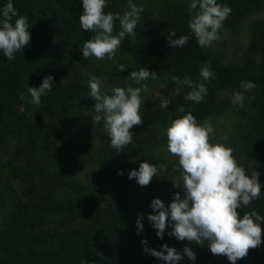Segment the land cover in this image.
<instances>
[{
	"label": "trees",
	"instance_id": "trees-1",
	"mask_svg": "<svg viewBox=\"0 0 264 264\" xmlns=\"http://www.w3.org/2000/svg\"><path fill=\"white\" fill-rule=\"evenodd\" d=\"M8 2L0 0V11ZM11 2L19 16L27 17L31 39L11 61L0 51V142L9 138L14 140L10 166L13 161H25L28 165L26 171L11 166L10 177L25 175L32 178L38 174L41 179L38 185L27 188L24 193L27 199L17 205L11 220L0 230V264H166L144 251L146 247L159 251L163 244L175 248L183 256L177 264H231L227 257L213 255L206 243L197 245L169 235L173 223L170 217L163 239L158 238L148 219L142 215L131 216L121 205L108 200L107 195L111 187L132 186L136 180L128 178L129 171L138 169L139 164L147 161L155 151L167 147L165 133L159 137L158 134L168 126L170 119L191 111L200 123L222 117L232 109L238 122L230 148L248 175L253 170L259 173L261 183V197L237 212L242 216L254 209L264 216V20L256 19L250 23L242 64L228 65L218 57L211 58L205 47L198 46L188 23L191 2L181 1L160 9L156 24H152L147 12L143 11L134 29L135 34H126L115 55L143 57L150 72H155L158 78H167L164 92H175L178 85L172 80L173 76L203 83L199 70L207 63L214 73V85L208 87L203 104L197 109L183 106L185 113H180L181 105L164 121L148 110H141L142 124L133 126L130 131L136 134L139 128L145 127L148 133L137 141L135 149L120 154L111 147L103 123L94 121L95 100L89 97L88 81L97 71L96 62L101 60L83 58L84 41L74 38L69 28V25L79 23L82 0H65L68 14L57 13L50 0ZM106 3L105 13L123 15L128 11L118 0H106ZM217 3L232 10L219 34L224 30L236 32L246 19L264 8V0H217ZM198 10H192V14ZM121 30L119 20L114 21L113 34ZM170 31H175V38L189 36L188 43L172 48L167 39ZM56 34L67 42L62 51L71 66L67 80L59 79L44 58L45 51L56 47L52 42ZM93 35L86 32V40ZM48 76L53 77V89L41 96L38 109L32 113L11 115L9 109L21 103V93L28 92V87L38 88ZM241 81H250L256 87L244 92ZM190 90L188 87L181 89L182 103L187 102L184 96ZM234 92L244 95L243 107L231 102ZM74 111L77 116L72 119L70 115ZM88 112L93 116L87 122L77 123ZM44 117L50 122L57 145L39 149L37 141ZM66 129H79V132L72 136L66 133ZM91 164L95 173L93 184L98 189L77 179ZM9 176L0 173V217L6 206ZM176 193L181 196V192L172 187L164 202L165 208ZM138 216L142 217L140 232L136 225ZM48 217H58V226L76 219L85 220L90 226L78 236L50 233L41 229ZM261 229L260 246L250 249L248 255L237 260L236 264H264V223ZM185 246L195 252L194 261L183 253Z\"/></svg>",
	"mask_w": 264,
	"mask_h": 264
},
{
	"label": "clouds",
	"instance_id": "clouds-1",
	"mask_svg": "<svg viewBox=\"0 0 264 264\" xmlns=\"http://www.w3.org/2000/svg\"><path fill=\"white\" fill-rule=\"evenodd\" d=\"M106 0H82V14L79 23L85 32L94 35L83 42V58L95 57L103 60L105 57L114 59L116 51L126 34H135L134 29L140 22L142 6L128 3V11L123 15L119 13H105ZM189 28L195 36L198 46L207 47L213 42L222 39L219 30L223 22L231 14V8L217 3V0H191L189 4ZM199 9L192 14V10ZM14 20V23H13ZM119 20L121 31L113 34L114 21ZM29 24L27 17L19 16L11 0L0 11V51L9 60L21 52L30 42ZM176 37L175 31L168 33L167 39L172 48L183 47L188 43L189 36ZM123 70V65L117 66ZM199 75L203 81H209L214 73L209 66L201 67ZM151 77L155 80L157 74L147 68L132 71L128 79L140 83ZM52 76L44 78L38 88L28 87L32 102L41 103V96L51 92ZM172 80L178 85L175 89L177 95L184 87L191 89L184 96L186 101L196 104L202 102L207 95L204 83H196L185 77L181 80L173 76ZM100 78L92 75L88 81L89 97L96 101L94 121L103 123V131L110 140L113 149L122 151L133 142V126L142 124L141 91H147L146 85L141 87L128 86L122 88L113 86L102 90ZM241 88L248 92L256 87L250 81H241ZM244 95L234 92L231 102L243 107ZM170 101L162 99L161 108H166ZM178 111L185 113L181 106ZM167 137V150L178 158L177 171L180 172V181L184 196L180 198L176 193L173 201L165 208L164 203L154 198L151 208L155 214H148L147 219L156 229L158 238L163 239L169 217L173 222L169 235L177 240L195 242L197 245L207 244L213 255L225 256L231 262L243 259L250 249H256L261 244V224L264 216L254 209L246 211L239 216L237 209L245 208L254 200L261 197V183L259 173L255 170L250 175L240 166L233 155V149L223 143H212L214 128L211 123L204 121L198 123L196 118L188 111L182 116L170 119L164 129ZM166 167L161 165L160 168ZM156 165L143 161L138 169H132L128 178L135 179L140 186L149 185L154 176H157ZM119 174V173H118ZM177 186V185H175ZM142 217L137 218V231H142ZM147 244V241H142ZM144 251L161 259L166 264H177L183 256L175 248L167 244L161 245V250L144 248ZM183 253L189 260H195L196 254L185 246Z\"/></svg>",
	"mask_w": 264,
	"mask_h": 264
},
{
	"label": "rangeland",
	"instance_id": "rangeland-1",
	"mask_svg": "<svg viewBox=\"0 0 264 264\" xmlns=\"http://www.w3.org/2000/svg\"><path fill=\"white\" fill-rule=\"evenodd\" d=\"M65 0H50L52 8L57 13L68 14L69 8L64 2ZM123 6L128 9V3L131 2L137 6H142L144 11L148 14V19L152 24H156L157 15L160 9L166 6H172L176 3L184 1L185 3L191 2V0H118ZM256 19L264 20V8L263 10L248 19H246L241 27L236 31L232 32L224 30L219 34L222 39L213 42L210 46L205 47L206 52L211 58L218 57L221 61L228 65H241L243 62V56L247 49L249 41V26L250 23ZM38 21L35 25V28ZM70 30L74 38L79 41H85L87 39L86 32L81 28L80 23H73L69 25ZM52 42L56 45L55 48L44 52V58L48 61L50 67L57 74L58 78L69 79L68 68L71 67L66 61L63 55V49L66 47L67 42H63L58 34L53 35ZM72 65V64H71ZM123 65L124 69L118 70L117 66ZM1 66V63H0ZM204 66H209V63ZM203 66V67H204ZM97 71L94 75L100 78L102 81V90H107L113 86L122 88L141 87V85L147 86V91H141V110H148L154 114L155 117H159L162 121L165 120L166 116L171 112L177 111L179 106H184L188 109L198 108L203 104L205 96L199 104L192 101L185 103L181 102L180 94L176 92H164L167 78H156L155 80L151 77L146 81H141L139 84L133 80L128 79V76L132 71H137L139 68H146V60L139 56H128L124 54L115 55L114 59H106L96 62ZM127 70V72H126ZM211 70V68H210ZM212 71V70H211ZM213 72V71H212ZM208 89L209 86L214 85V76L209 81L203 82ZM22 101L19 105L9 109L11 115H19L21 113H32L38 109V105L32 102V97L28 92L21 93ZM162 99H168L170 103L166 108L160 107ZM96 103V101H95ZM77 116V111L71 113L72 119ZM93 116V113H86L85 118L78 119L77 123L87 122L88 118ZM44 124L41 134L38 138L37 145L39 149L45 148L47 145H57L55 141V134L52 131L50 122L47 118H43ZM211 123L214 128L212 143L220 142L226 147H230V144L234 137L236 124L238 122L235 111L229 109L227 113L219 118H210L206 120ZM66 133L75 136L78 134L79 129H66ZM153 131V129H152ZM155 131V129H154ZM148 129L145 127L139 128L136 134H133V142L127 145L122 151H118L120 154L129 153L131 150L137 147V141L146 136ZM164 129L160 130V134H164ZM14 140L7 139L0 142V173L3 176H9V172L12 167L19 168L22 171L28 169V165L25 161H13L10 166L9 161L14 154ZM150 164L156 165L158 168L157 176H154L147 186H140L137 181L130 187H111L108 190V200L119 204L123 209L131 216L142 215L147 219L148 214H155L151 208V201L154 198L160 199L163 203L167 200V196L175 187L181 192L180 198L183 199L184 193L180 181V172L178 168V158L170 154L167 147L158 149L155 151L146 161ZM161 165L166 167L160 168ZM93 165L86 167L82 174L77 178L84 184H91L93 187L98 189L99 187L93 184L94 176ZM40 176L35 174L32 178L25 175L20 176H9V186L6 191V206L0 217V230H3L13 217V213L17 205L24 202L27 197L24 193L29 187H34L40 182ZM177 185V186H175ZM58 217H48L46 223L41 227L42 230H46L50 233H67L72 236L80 235L86 228L90 226L89 222L76 219L68 222L63 226L57 225Z\"/></svg>",
	"mask_w": 264,
	"mask_h": 264
}]
</instances>
